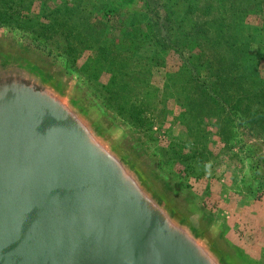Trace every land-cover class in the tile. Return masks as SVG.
<instances>
[{
	"label": "rangeland",
	"instance_id": "rangeland-1",
	"mask_svg": "<svg viewBox=\"0 0 264 264\" xmlns=\"http://www.w3.org/2000/svg\"><path fill=\"white\" fill-rule=\"evenodd\" d=\"M207 4L242 11L241 4L240 33L257 31L238 69L219 71L216 85L206 68L207 60L218 62L215 47L204 44L200 58L156 50L141 0H0V42L47 65L85 98L187 211L197 206L211 224L219 208L231 209L219 219L238 238L234 220L264 188V166L254 158L264 148V9L249 0H180L176 18L188 5L203 11ZM193 62L199 79L189 71Z\"/></svg>",
	"mask_w": 264,
	"mask_h": 264
},
{
	"label": "water",
	"instance_id": "water-1",
	"mask_svg": "<svg viewBox=\"0 0 264 264\" xmlns=\"http://www.w3.org/2000/svg\"><path fill=\"white\" fill-rule=\"evenodd\" d=\"M23 53L0 66L25 64L0 80V264H249L222 219L187 211L85 98Z\"/></svg>",
	"mask_w": 264,
	"mask_h": 264
},
{
	"label": "trees",
	"instance_id": "trees-1",
	"mask_svg": "<svg viewBox=\"0 0 264 264\" xmlns=\"http://www.w3.org/2000/svg\"><path fill=\"white\" fill-rule=\"evenodd\" d=\"M178 1L180 0H141L142 12L145 15L146 38L156 50L172 51L175 54L189 55L191 58H200L198 54H204L203 45L210 43L208 47H215L214 53L211 54L216 56V59L218 57V62L207 60L206 68L209 78L217 76L213 84L216 85L217 82H222L219 71L227 68L238 69L237 62L241 59V55L249 54L247 51L251 47V42L248 39L249 37L251 40L257 39V31H252L253 34L251 32L249 37L240 33L244 10L241 4L237 7H240L242 11L239 9L229 11L224 5L215 8L211 4H207V8L202 11L199 6L188 5L185 13L177 19L174 8ZM183 1L191 2V0ZM223 1L226 2V0H218V4H222ZM249 2H255L256 5L258 3L261 9H264V0H249ZM218 9L222 14L216 17V12L213 10L219 11ZM200 20L209 22L201 23ZM116 27L119 28V26ZM74 29L77 30L78 27ZM61 32L69 33V29H61ZM72 52L75 53V50ZM217 54H223V56H217ZM226 56H229L228 59L225 58ZM189 71L199 79L198 64L191 63ZM201 83V86H209L206 79L202 78Z\"/></svg>",
	"mask_w": 264,
	"mask_h": 264
},
{
	"label": "crops",
	"instance_id": "crops-1",
	"mask_svg": "<svg viewBox=\"0 0 264 264\" xmlns=\"http://www.w3.org/2000/svg\"><path fill=\"white\" fill-rule=\"evenodd\" d=\"M237 208L232 207V211ZM224 210L231 213L229 208ZM241 212L240 224L243 223V235L242 237L238 235V238L235 235L234 239L243 257H246L248 261H257L260 259L259 252L264 253V209L261 204L259 206V203H249L242 205ZM231 214L234 215V213ZM226 217H228L227 214Z\"/></svg>",
	"mask_w": 264,
	"mask_h": 264
},
{
	"label": "flooded vegetation",
	"instance_id": "flooded-vegetation-1",
	"mask_svg": "<svg viewBox=\"0 0 264 264\" xmlns=\"http://www.w3.org/2000/svg\"><path fill=\"white\" fill-rule=\"evenodd\" d=\"M8 54H24L22 50H19L18 48H15L13 46H10L8 44H5L4 42H0V66L2 64H4L5 62H8L7 58H8ZM26 54V53H25ZM25 67V64H22L20 62H18L16 60L15 64H11L10 63H6V66L0 67V80L5 79L6 77H11V76H17V75H23L22 73L24 72L22 70V68ZM20 73V74H18ZM253 147H257L259 148L257 145H253ZM256 148V149H257ZM261 150V154L258 152V154L254 155V158L258 159L259 163L262 164L264 166V148H259ZM253 188H256V185L253 186ZM260 193H261V197L259 199H252L250 202L251 203H260V202H264V188L260 189ZM250 200V199H248ZM246 200L247 203H249V201ZM264 209V206H263ZM218 219L221 217L220 212L221 213H226L227 215H231L229 212H226L224 209L221 211V209H218ZM225 218H227L226 216H224ZM235 219V218H234ZM243 222V221H241ZM235 223V232L237 231V235H239L240 237H242L243 235V229H242V224H240V222H237L236 220H234ZM260 254V259H258L256 262H258V264H264V253L261 254V251L259 252ZM263 257V258H262Z\"/></svg>",
	"mask_w": 264,
	"mask_h": 264
}]
</instances>
